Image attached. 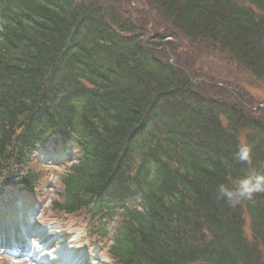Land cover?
<instances>
[{"label":"trees","instance_id":"16d2710c","mask_svg":"<svg viewBox=\"0 0 264 264\" xmlns=\"http://www.w3.org/2000/svg\"><path fill=\"white\" fill-rule=\"evenodd\" d=\"M150 1L264 84V0ZM136 34L94 0H0V196L35 188L38 147L72 140L50 211H85L100 238L117 219L114 264H264V193L236 207L215 195L264 173V115L202 96ZM241 142L251 165L234 159Z\"/></svg>","mask_w":264,"mask_h":264},{"label":"rangeland","instance_id":"374dc122","mask_svg":"<svg viewBox=\"0 0 264 264\" xmlns=\"http://www.w3.org/2000/svg\"><path fill=\"white\" fill-rule=\"evenodd\" d=\"M91 1V0H90ZM101 3L102 7L110 8L118 17L120 24L128 22L134 28L141 43L156 42L161 47L166 62H172L182 69L188 76L194 88L202 96L219 98L242 105L247 113L256 119H262L264 115V84L253 78L249 73L237 67L235 64L218 57L204 43H190L181 33L173 30L169 23L158 13V9L150 0H94ZM162 44V45H161ZM156 47V46H155ZM47 143V149L39 148L31 165L40 178L35 188L26 187L25 191L18 192L19 186H12L10 197H1L0 227L28 229L32 219H28V211H35L39 204L33 230L37 231L53 227L56 235L49 234L45 240H51L50 247H59L63 250H75L79 253L93 255V264H114L106 254V248L111 238L109 230L108 238L100 242L98 237L89 238L90 232L88 217L85 211L73 215L54 214L50 211V202L60 199L61 186L59 179L67 165L76 159L74 147L71 143L57 144L52 141ZM52 145H54L52 147ZM70 150L72 152H70ZM44 154L50 157L57 156L55 163L50 166L39 164ZM54 154V155H51ZM55 158V157H54ZM41 161V160H40ZM47 160H43L45 162ZM13 185V184H12ZM22 186V185H21ZM11 198V199H10ZM10 199V200H9ZM9 200V201H8ZM18 211H14L15 207ZM14 211V212H12ZM40 211V212H39ZM11 215H14L11 216ZM20 220V221H19ZM114 224L110 227L112 228ZM55 228V229H54ZM22 230V229H21ZM56 238V239H54ZM37 238L32 237L35 247L38 246ZM57 250V249H56ZM0 254H2L0 252ZM0 264H34L26 261V258H9L0 255Z\"/></svg>","mask_w":264,"mask_h":264},{"label":"clouds","instance_id":"9594fccd","mask_svg":"<svg viewBox=\"0 0 264 264\" xmlns=\"http://www.w3.org/2000/svg\"><path fill=\"white\" fill-rule=\"evenodd\" d=\"M234 159L251 165L252 146L241 142L234 153ZM259 193H264V173L254 169H250L245 176L233 177L228 184H218L215 189L216 199L224 201L229 207H236L243 201H251Z\"/></svg>","mask_w":264,"mask_h":264},{"label":"bare ground","instance_id":"6f19581e","mask_svg":"<svg viewBox=\"0 0 264 264\" xmlns=\"http://www.w3.org/2000/svg\"><path fill=\"white\" fill-rule=\"evenodd\" d=\"M11 235H15L14 233H12ZM42 237H40L41 239ZM15 242H18V238L17 236L15 237ZM45 242L42 240L40 241L39 243V246L37 250L34 251V249H31L29 247H27L28 249V252L29 253H33V258L38 261V262H41V261H44V262H48L49 260L53 259L55 262H58V263H69V258H68V253H63L61 251H52L53 253H47L46 255H43L41 256L39 253V250H41L42 248L45 247ZM45 254V253H44ZM34 261V262H36Z\"/></svg>","mask_w":264,"mask_h":264}]
</instances>
